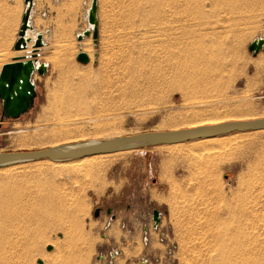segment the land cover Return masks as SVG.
<instances>
[{
  "label": "rangeland",
  "instance_id": "1",
  "mask_svg": "<svg viewBox=\"0 0 264 264\" xmlns=\"http://www.w3.org/2000/svg\"><path fill=\"white\" fill-rule=\"evenodd\" d=\"M18 4L19 17L0 0L3 63L14 56ZM97 20L96 42L69 40L58 27L46 33L37 58L47 71L33 74L29 111L0 117V152L264 116V45L248 50L264 38V0H97ZM79 48L88 62L76 60ZM206 144L97 155L76 167L45 159L0 167V264H227L214 218L227 203L249 249L238 263L264 264V204L255 236L235 210L264 188V129Z\"/></svg>",
  "mask_w": 264,
  "mask_h": 264
},
{
  "label": "water",
  "instance_id": "2",
  "mask_svg": "<svg viewBox=\"0 0 264 264\" xmlns=\"http://www.w3.org/2000/svg\"><path fill=\"white\" fill-rule=\"evenodd\" d=\"M32 3L33 0H23L24 8L20 17L17 37L12 47L13 50L26 49L28 43L32 42L31 48L26 55L11 57V60L3 63L0 68L1 119H15L30 110L36 96L33 74L36 72L39 75H44L47 71L46 62L37 58L38 49L44 44L42 34L37 32L33 37L28 34V30L33 31L30 20ZM85 17L87 27L77 34L76 39L81 41L85 36L91 35L93 41L96 42L98 35L97 0H91ZM263 45L264 38L256 37L248 45V50L256 54ZM75 58L81 63L89 61V55L80 48ZM260 129H264V116L251 119L226 120L216 124L195 127L150 130L102 139L80 140L39 149L3 151L0 152V167L40 159L68 161L86 156L134 150L161 144H173L236 131ZM99 210L98 207L94 209L93 215L95 217L98 216ZM110 211V208L106 209L108 214ZM152 221V227L156 228L160 221L159 210L153 209ZM46 249H51V246L48 245ZM37 262L41 263V260Z\"/></svg>",
  "mask_w": 264,
  "mask_h": 264
},
{
  "label": "bare ground",
  "instance_id": "3",
  "mask_svg": "<svg viewBox=\"0 0 264 264\" xmlns=\"http://www.w3.org/2000/svg\"><path fill=\"white\" fill-rule=\"evenodd\" d=\"M28 34L29 35H31V37H33L34 36V34L33 33H31L30 31H28ZM30 45H31V43H29L28 44V46H27V48L26 49H22V50H14V51H12L13 52V54L12 55H21V54H24V55H26L28 52H29V48H31L30 47ZM26 53V54H25ZM199 54V53H198ZM197 54V55H198ZM11 55V56H12ZM89 55V54H88ZM199 57V56H198ZM197 58V57H196ZM2 53H0V66L2 65ZM177 64V63H176ZM181 66V65H180ZM177 67H178V65H177ZM179 70H180V68H179ZM184 72V71H183ZM176 74V73H175ZM217 117V116H216ZM216 117H213V118H208L209 120H211V121H203V119H201V120H199V121H197V122H193L190 126H188V127H195V126H199V125H205V124H216V123H220V122H223V121H226V120H218V118H220V117H218L217 119H216ZM221 119V118H220ZM238 119H245V118H236L235 120H238ZM192 122V121H191ZM219 136V135H218ZM218 136H211V137H202V138H198V139H195V140H197V142L199 141V148L200 147H202V149H204L205 147H206V143H207V140L209 141V140H212V139H216V137H218ZM98 138V137H97ZM68 143V142H67ZM181 143H183V142H179V143H173V144H181ZM228 143V142H227ZM55 145H58V144H55ZM196 145V144H195ZM52 146H54V145H52ZM195 147V146H194ZM197 148V147H196ZM211 149H214V148H211ZM126 151H130V150H126ZM213 151H215V150H213ZM121 152H125V151H119V152H113V153H121ZM106 154H110V153H106ZM98 155H104V154H98ZM95 156H97V155H92V156H86V157H83V158H80V159H74V160H68V161H65V162H61V161H53V160H49V159H45L44 161H51V162H53V163H60V164H66V163H71L72 164V166H77L78 164H80L81 162L80 161H82L83 159H85V158H92V157H95ZM35 162V161H34ZM41 163V162H40ZM15 166V165H14ZM9 166H7V168H4L5 170H3V171H7L9 168H8ZM13 167V166H12ZM3 169V168H2ZM263 170V169H262ZM262 174V173H261ZM257 175V174H256ZM257 177V176H256ZM259 179V178H258ZM260 181V180H259ZM252 182V181H251ZM254 184V183H253ZM261 184V183H260ZM256 185V184H255ZM263 185V184H262ZM258 186V185H257ZM259 187H261V188H258V190H259V195H258V197L257 196H252V194H251V197H255V198H253V199H251L252 201H250V203H251V205L249 206V208H247L246 207V209L244 208V210L243 209H238V207H237V209L235 208V210H237L238 212H241V213H243V212H246L247 214H243L244 215V218H248V223H247V225H249L250 227H251V229L252 228H255V225H253L258 219H256V217H258V216H260V215H257L258 213V211H257V208H258V205H262V204H264V188H262V186L260 185ZM258 192V191H257ZM246 193V192H245ZM254 194V193H253ZM256 194V193H255ZM250 197V198H251ZM259 198H260V202H259ZM246 199V198H245ZM225 201V200H224ZM227 201V200H226ZM262 202V203H261ZM226 204V203H225ZM224 204V205H225ZM244 204V203H243ZM262 207V206H261ZM260 207V208H261ZM264 207V206H263ZM9 209V208H8ZM8 209L6 210H4V213H5V216H6V213H7V211H8ZM233 206L232 205H228V203H227V205H225V207L224 208H221V211H219L220 212V214L219 215H216L214 218H216V220L215 221H217V224L216 225H218L219 224V222L220 221H222L220 224H222V225H224L223 227H224V229H222V227L221 226H219L218 227V229L216 230V240L218 239V241H220L221 243H222V247H223V252H221V253H224V254H222V256H224V258L225 259H227V264H236V263H240L241 261H242V258L245 256V254L247 253V250H249V249H247L248 247L247 246H245V245H243V244H245V243H242L244 240L242 239H240V233L244 230L245 231V229H243L242 231L240 230L241 228H243V227H239L240 229H239V231H240V233L237 231V230H235L233 227H232V223H231V221H230V217L231 216H229L230 214H232L233 212ZM10 210V209H9ZM234 210V211H235ZM3 212V211H2ZM211 212V211H210ZM236 212V211H235ZM235 212H234V214H235ZM1 214H3V213H1ZM7 214H9V212L7 213ZM218 214V213H217ZM234 214H233V217H234ZM238 214V213H237ZM240 214V213H239ZM240 216H242V215H240ZM241 218V217H240ZM222 219V220H221ZM239 219V218H238ZM262 219V218H261ZM212 220V219H211ZM233 220H234V218H233ZM241 220V219H240ZM239 220V221H240ZM243 220V219H242ZM256 220V221H255ZM245 221H246V219H245ZM237 222V221H236ZM242 223V222H241ZM244 223L245 222H243V225H244ZM250 223V224H249ZM236 224V223H235ZM234 225V224H233ZM242 225V224H241ZM263 225V224H262ZM235 226V225H234ZM237 226H239V224L237 225ZM247 227V226H246ZM245 227V228H246ZM5 228V227H4ZM249 228V227H248ZM249 232V231H248ZM251 232V231H250ZM249 232V233H250ZM252 234H253V236H255L254 235V233H253V229H252V232H251ZM242 234H244V232H242ZM242 234H241V236H242ZM245 234H246V232H245ZM247 235H248V233H247ZM246 235V236H247ZM215 236V235H214ZM249 236H250V234H249ZM252 236V238H255V237H253ZM248 237V236H247ZM246 238V237H245ZM244 238V239H245ZM250 238V237H249ZM251 238V239H252ZM247 239V238H246ZM245 239V240H246ZM253 241V243H255L256 244V241L257 240H255V242H254V239H252ZM247 242V241H246ZM248 244V243H247ZM250 244V243H249ZM244 246V247H243ZM252 246H254V248H256L255 247V245H251V247ZM250 246H249V248H251ZM251 249H253V248H251ZM259 250V249H258ZM221 251V250H220ZM249 252V251H248ZM251 252H252V250H251ZM254 253V252H253ZM252 254V253H251ZM250 254V255H251ZM247 257H249V256H247ZM244 259V258H243ZM250 259V258H249ZM255 259V258H254ZM228 261H230V262H228ZM223 263V262H222ZM238 263V264H239ZM248 264V263H247Z\"/></svg>",
  "mask_w": 264,
  "mask_h": 264
},
{
  "label": "crops",
  "instance_id": "4",
  "mask_svg": "<svg viewBox=\"0 0 264 264\" xmlns=\"http://www.w3.org/2000/svg\"><path fill=\"white\" fill-rule=\"evenodd\" d=\"M1 1L4 2V0ZM10 1L13 4L11 12L13 15L17 14L19 17V0H5L7 3ZM90 2L91 0H33L30 10V20L33 31H28L33 34L40 32L42 34L44 44L46 42V33L52 31V29L56 27L65 29L69 40L72 37L76 38L77 34L87 27L85 13L90 5ZM88 37L89 36H85L81 40V43L85 42L84 40ZM14 40H16V37ZM41 47H39V49ZM111 216L112 219L115 218L113 214Z\"/></svg>",
  "mask_w": 264,
  "mask_h": 264
},
{
  "label": "flooded vegetation",
  "instance_id": "5",
  "mask_svg": "<svg viewBox=\"0 0 264 264\" xmlns=\"http://www.w3.org/2000/svg\"><path fill=\"white\" fill-rule=\"evenodd\" d=\"M100 211V210H99Z\"/></svg>",
  "mask_w": 264,
  "mask_h": 264
}]
</instances>
